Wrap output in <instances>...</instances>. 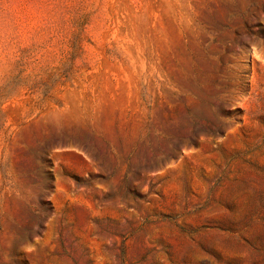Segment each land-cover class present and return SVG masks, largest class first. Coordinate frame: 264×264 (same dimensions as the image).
Masks as SVG:
<instances>
[{"label":"rangeland","instance_id":"374dc122","mask_svg":"<svg viewBox=\"0 0 264 264\" xmlns=\"http://www.w3.org/2000/svg\"><path fill=\"white\" fill-rule=\"evenodd\" d=\"M0 264H264V0H0Z\"/></svg>","mask_w":264,"mask_h":264}]
</instances>
